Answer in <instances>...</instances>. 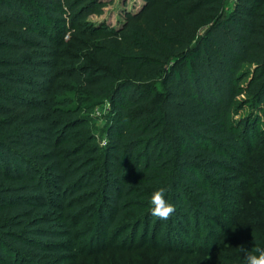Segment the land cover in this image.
I'll list each match as a JSON object with an SVG mask.
<instances>
[{
    "label": "trees",
    "instance_id": "1",
    "mask_svg": "<svg viewBox=\"0 0 264 264\" xmlns=\"http://www.w3.org/2000/svg\"><path fill=\"white\" fill-rule=\"evenodd\" d=\"M142 1L113 27L104 0H0V264L264 247V0Z\"/></svg>",
    "mask_w": 264,
    "mask_h": 264
},
{
    "label": "rangeland",
    "instance_id": "2",
    "mask_svg": "<svg viewBox=\"0 0 264 264\" xmlns=\"http://www.w3.org/2000/svg\"><path fill=\"white\" fill-rule=\"evenodd\" d=\"M104 1L108 2L107 7L105 8L104 14L100 17L91 16L90 20H92L93 22L106 21L113 27H119L121 25L124 19L125 12L127 11L137 12L143 5L142 0H104ZM248 111H249V107H246L243 110V113H247ZM105 113L107 114V106L104 105L102 107H97V108L92 109L89 115L93 119H96L95 121L97 123L96 125L99 126L103 124L104 120L102 119V117L105 116L104 115ZM236 118H238V116H236ZM97 134L101 138L102 133L97 132ZM63 264H73V261L67 260V261H64ZM77 264H82V263L78 262Z\"/></svg>",
    "mask_w": 264,
    "mask_h": 264
},
{
    "label": "clouds",
    "instance_id": "3",
    "mask_svg": "<svg viewBox=\"0 0 264 264\" xmlns=\"http://www.w3.org/2000/svg\"><path fill=\"white\" fill-rule=\"evenodd\" d=\"M165 192L166 189L160 187L151 193L150 212L154 217L167 219L175 211V205L166 199ZM245 264H264V247L246 252Z\"/></svg>",
    "mask_w": 264,
    "mask_h": 264
}]
</instances>
